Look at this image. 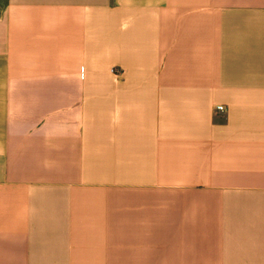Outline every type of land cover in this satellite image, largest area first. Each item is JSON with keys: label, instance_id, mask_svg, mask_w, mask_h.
Masks as SVG:
<instances>
[{"label": "crops", "instance_id": "1", "mask_svg": "<svg viewBox=\"0 0 264 264\" xmlns=\"http://www.w3.org/2000/svg\"><path fill=\"white\" fill-rule=\"evenodd\" d=\"M0 264H264V0H0Z\"/></svg>", "mask_w": 264, "mask_h": 264}, {"label": "built area", "instance_id": "2", "mask_svg": "<svg viewBox=\"0 0 264 264\" xmlns=\"http://www.w3.org/2000/svg\"><path fill=\"white\" fill-rule=\"evenodd\" d=\"M218 111H223L224 110V107L223 106H218Z\"/></svg>", "mask_w": 264, "mask_h": 264}]
</instances>
